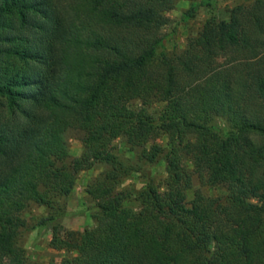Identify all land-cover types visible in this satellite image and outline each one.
I'll return each instance as SVG.
<instances>
[{"label":"trees","instance_id":"trees-1","mask_svg":"<svg viewBox=\"0 0 264 264\" xmlns=\"http://www.w3.org/2000/svg\"><path fill=\"white\" fill-rule=\"evenodd\" d=\"M176 6L0 0V264H33L20 235L62 215L94 164L93 226L52 228L66 264H264V0L207 18L179 51L163 43ZM193 177L224 194L187 199ZM30 206L46 215L29 224Z\"/></svg>","mask_w":264,"mask_h":264},{"label":"rangeland","instance_id":"rangeland-1","mask_svg":"<svg viewBox=\"0 0 264 264\" xmlns=\"http://www.w3.org/2000/svg\"><path fill=\"white\" fill-rule=\"evenodd\" d=\"M249 1L177 0L175 10L166 14L168 24L163 31L165 34L163 41L165 48L173 51L181 50L184 47L186 38L194 35L207 18L226 19L227 12L231 7ZM153 108H159V104ZM67 143L70 157H79L82 151L79 135L76 132H70ZM112 152L125 158L131 156L127 146L124 144L123 138H118L112 142ZM104 169L105 167L103 165L94 164L90 169L78 172L75 184L64 200V213L58 216L54 222L22 232L19 243L22 245L28 261L33 264H66V261L73 257V252L51 247L52 228L54 225H57L60 228L61 236L65 232H81L83 229L93 226L92 214L95 208L86 196L85 189L88 183ZM153 177L156 181L163 179L164 172L161 163L154 168ZM140 186L141 179L139 178L127 179L122 185V187L127 189H138ZM196 190L206 196L224 194L222 188L202 185L197 178L193 177L191 187L186 192L187 199H190ZM45 215V210L37 206H30L23 214L29 224L33 223L31 220L32 217H44Z\"/></svg>","mask_w":264,"mask_h":264}]
</instances>
